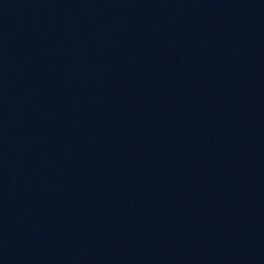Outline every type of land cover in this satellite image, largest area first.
<instances>
[{"label":"water","instance_id":"obj_1","mask_svg":"<svg viewBox=\"0 0 264 264\" xmlns=\"http://www.w3.org/2000/svg\"><path fill=\"white\" fill-rule=\"evenodd\" d=\"M0 264H264V0H0Z\"/></svg>","mask_w":264,"mask_h":264}]
</instances>
